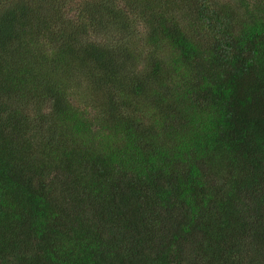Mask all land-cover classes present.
I'll use <instances>...</instances> for the list:
<instances>
[{
  "label": "trees",
  "instance_id": "16d2710c",
  "mask_svg": "<svg viewBox=\"0 0 264 264\" xmlns=\"http://www.w3.org/2000/svg\"><path fill=\"white\" fill-rule=\"evenodd\" d=\"M0 264H264V0H0Z\"/></svg>",
  "mask_w": 264,
  "mask_h": 264
}]
</instances>
